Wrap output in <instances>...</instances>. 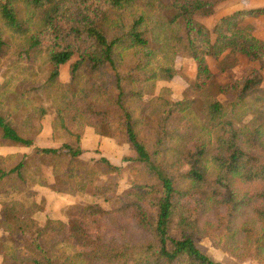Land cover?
I'll use <instances>...</instances> for the list:
<instances>
[{
  "label": "trees",
  "instance_id": "obj_1",
  "mask_svg": "<svg viewBox=\"0 0 264 264\" xmlns=\"http://www.w3.org/2000/svg\"><path fill=\"white\" fill-rule=\"evenodd\" d=\"M224 1L0 0V59L12 55L11 66L23 72L39 58L50 67L40 81L32 74L37 85L11 112H0V148L33 149L13 166L0 156V191L30 186L31 171L43 164L57 192L109 206L88 204L68 222L40 223L33 217L38 204L2 202L0 246L8 264H221L196 246L197 238H213L238 261L264 262V42L243 26L264 9L224 18L212 32L197 22ZM75 55L65 85L60 69ZM238 55L260 70L215 83L207 59L226 71ZM177 58L195 62L190 87L199 98L173 101L169 90L157 91L158 82L180 76ZM8 88L0 84V98L8 100ZM36 93L51 103L54 133L69 137L59 148L35 146L41 126L27 136L17 127L22 110L39 121L48 115L21 99ZM87 128L129 145L128 166L104 157L84 163ZM127 168L134 179L121 193L109 179ZM246 211L250 217L242 219Z\"/></svg>",
  "mask_w": 264,
  "mask_h": 264
},
{
  "label": "rangeland",
  "instance_id": "obj_2",
  "mask_svg": "<svg viewBox=\"0 0 264 264\" xmlns=\"http://www.w3.org/2000/svg\"><path fill=\"white\" fill-rule=\"evenodd\" d=\"M257 9H264V0H226L215 9V14L208 18H198L197 22L206 27L209 31H213L217 24L224 18L230 17L238 12H248ZM243 26H251L255 28L254 36L264 42V15L258 17H248L244 20ZM12 55H7L4 59H0V84L2 86L8 85V100L0 98V112H11V108L14 105V101L20 98V95L28 91L31 87L36 86V81L32 74H37L39 81L47 75L50 67L47 61L39 58L37 63L23 72L21 69H15L10 64ZM238 65L234 68L223 71L221 68V61L209 57L207 59L211 72L215 76V83L219 85H226L231 81L241 80L248 77L251 73L260 70V65L256 62L249 61L246 57L238 55ZM77 60L75 55L72 61L66 65H63L60 69L59 81L63 84L70 82V65ZM180 72V76H177L171 82L160 81L157 83V91L167 89L171 92V98L173 101L183 100L186 97L199 98V93H194L190 87L195 83L197 77V66L195 62L190 58H177L175 59V66ZM263 75L262 88L264 90V67L261 69ZM26 94V93H25ZM26 97V96H25ZM28 103L29 106L39 108L43 106L48 109V115L41 121L33 113L27 111H20L17 114L16 124L20 131L27 136L30 134H36L29 131L31 127L39 128L41 126L42 131L35 139V146L40 148H59L64 143L69 142V137L63 135L61 131L54 133L52 129V122L54 119V110L51 103L46 99H42L39 93L33 94L30 97L21 98ZM82 147L85 149V154L81 158L86 164L91 165L95 160L100 157L107 158L113 165L118 167L128 166L123 162L126 157L133 155L132 149L129 145L109 139L106 137L98 136L91 128H87L83 140ZM33 154V149H26L20 147H4L0 148V156L8 158L7 164L13 166L21 159V156ZM34 173L30 182V186L24 187L17 183L8 185L5 189L0 191V204L7 200H15L24 202L28 207L33 203L38 204L40 211L34 214V219L40 223L45 222L47 219L61 220L68 222L69 218L74 215H81V208L88 206V204L97 203L104 208H109L108 204L100 198H96L87 194H64L59 193L55 189L56 179L52 175L50 167H46L41 164V170L31 171ZM134 179L130 169H126L121 178H110L109 180H115L119 182V192H124L130 187L131 180ZM103 181H108L107 178H103ZM47 182L52 187H46L41 185V182ZM17 186L23 187V191L18 192ZM251 191H256V188L251 187ZM32 195V196H31ZM249 212L246 211L242 219H248ZM3 231L0 229V238L4 237ZM196 246L206 255L211 257L214 261L221 264H264L255 260H249L245 262L238 261L229 253L223 252L214 246L213 238H197L195 240ZM2 246V245H1ZM0 246V264H8L1 254L2 248Z\"/></svg>",
  "mask_w": 264,
  "mask_h": 264
}]
</instances>
